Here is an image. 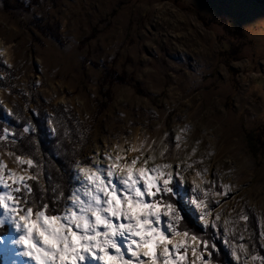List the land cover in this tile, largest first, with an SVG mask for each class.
<instances>
[{
  "label": "rangeland",
  "instance_id": "obj_1",
  "mask_svg": "<svg viewBox=\"0 0 264 264\" xmlns=\"http://www.w3.org/2000/svg\"><path fill=\"white\" fill-rule=\"evenodd\" d=\"M0 61L4 122L21 107L46 116L50 137L61 112L86 132L68 196L97 154L130 161L140 152L121 150L143 143L156 163H179L181 206L211 231L212 250L220 243L228 264H264V0H0ZM17 155L31 158L0 148V160L23 173ZM197 185L210 189L214 228L191 203L205 199ZM4 225L1 264H34L13 243L21 233Z\"/></svg>",
  "mask_w": 264,
  "mask_h": 264
},
{
  "label": "snow or ice",
  "instance_id": "obj_2",
  "mask_svg": "<svg viewBox=\"0 0 264 264\" xmlns=\"http://www.w3.org/2000/svg\"><path fill=\"white\" fill-rule=\"evenodd\" d=\"M30 131L25 128V132ZM9 135L15 133L0 130V140ZM143 149V143L122 149L140 152L130 161L120 154H97L89 167L79 169L82 187L67 197L69 203L62 210L57 208L55 212L50 211L48 203L32 206L35 201L30 197L35 189L31 182L38 179L28 173L36 167L33 159L15 157L17 164L27 165L23 173L9 169L0 160V226L6 222L15 226L21 234L13 243L21 245L23 255L34 264H211L206 254L211 255L215 244L196 235L189 237L187 231L177 227L183 214L180 205L188 195L187 181L182 185L183 177L177 179L175 168L179 166L156 163V156H145ZM197 189L205 199L194 195L191 203L200 209L204 226L214 228L216 222L205 219L210 189L197 185L192 192ZM171 197L175 200L168 202ZM240 218L248 219L243 212ZM239 247L244 250L243 245Z\"/></svg>",
  "mask_w": 264,
  "mask_h": 264
},
{
  "label": "trees",
  "instance_id": "obj_3",
  "mask_svg": "<svg viewBox=\"0 0 264 264\" xmlns=\"http://www.w3.org/2000/svg\"><path fill=\"white\" fill-rule=\"evenodd\" d=\"M3 69L5 70L6 66L0 61V71ZM109 77L114 81L112 75ZM61 113L51 117L55 129L50 137L44 131L43 123L46 116L40 110L36 115H25L22 108L18 107L12 110L11 118L4 122L3 108L0 107V130L7 128L15 133L14 136L9 135L6 140H0V148H9L15 153L28 155L33 159L36 167L29 170L32 175H37L38 179L31 182L35 189L30 197L35 201L32 206L48 203L51 205L52 212H55L57 208L61 210L62 201L69 194L72 184L71 168L81 154L86 140L84 129L82 131L77 129L69 118L66 119L67 122L63 120L65 115ZM25 128L32 131L25 132ZM174 200L175 197L168 198L169 202ZM180 207L183 208V214L177 226L178 230L187 231L190 235L210 241L211 231L196 224L191 214L183 206L180 205ZM6 233L7 225L0 226V237ZM216 246L218 252L210 249L211 259L217 264H228L226 252L220 243H216ZM261 253L264 256L263 250Z\"/></svg>",
  "mask_w": 264,
  "mask_h": 264
},
{
  "label": "bare ground",
  "instance_id": "obj_4",
  "mask_svg": "<svg viewBox=\"0 0 264 264\" xmlns=\"http://www.w3.org/2000/svg\"><path fill=\"white\" fill-rule=\"evenodd\" d=\"M105 165L107 164V161H105V163H104ZM178 166H179V163L177 164Z\"/></svg>",
  "mask_w": 264,
  "mask_h": 264
}]
</instances>
